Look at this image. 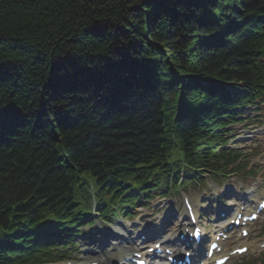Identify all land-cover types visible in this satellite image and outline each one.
Returning a JSON list of instances; mask_svg holds the SVG:
<instances>
[{
	"label": "trees",
	"instance_id": "16d2710c",
	"mask_svg": "<svg viewBox=\"0 0 264 264\" xmlns=\"http://www.w3.org/2000/svg\"><path fill=\"white\" fill-rule=\"evenodd\" d=\"M193 2L0 0V264L31 258L25 240L84 213L89 181L109 205L176 151L205 163L231 101L225 84L262 92L264 0ZM235 12L239 31L223 35ZM242 32L254 41L244 55ZM209 77L220 81L207 87ZM108 95L141 109L132 120L125 109L123 130L96 106Z\"/></svg>",
	"mask_w": 264,
	"mask_h": 264
},
{
	"label": "bare ground",
	"instance_id": "6f19581e",
	"mask_svg": "<svg viewBox=\"0 0 264 264\" xmlns=\"http://www.w3.org/2000/svg\"><path fill=\"white\" fill-rule=\"evenodd\" d=\"M202 8L203 7H200L197 9V13H201L202 12ZM252 16V17H256L257 19L259 18L258 15H256L255 13H248L247 16ZM237 13L235 12V14H228L227 15V22L228 24L231 26V29L228 28V25L225 26L221 33L223 35L225 34H232L234 35L236 32H238V25H237ZM243 33V32H242ZM241 40L244 42V45L242 46V50H243V55L247 53L248 50L251 49V47L253 46V35L251 33H243L242 35V38ZM236 44V43H235ZM234 44V47H236V45ZM119 50L118 47L116 46H113L112 47V52H117ZM152 58V61L151 59H148V62H153V57L151 56ZM114 57H113V53H110L107 60L109 61V63H114L113 61ZM146 62V60H145ZM144 67V71H150V69L147 70V67L148 65L146 63H143ZM152 72V70H151ZM148 76H150L149 78L151 77H155L154 75V72L153 74H147ZM220 80H213L212 78H208V80L206 81V86H214L216 85L217 83H219ZM225 87L228 89L229 93H230V98H231V102L235 103L236 105L238 106H241V107H244L246 106L249 102H248V98L244 95H235L233 93V90L230 88L229 85L225 84ZM116 92V91H114ZM104 95H106V92H104ZM216 96H218L217 94L214 96V98H216ZM104 100H105V103L103 102H100V103H97L96 106L97 107H102L106 104V109L109 108L110 110V115L112 116V118L110 117L109 119H111V126L114 130H123V127H120L119 128V125L118 123H121V122H124L125 125L127 126V124L129 123V117H128V113H126L125 109L128 108V110L131 111V118L130 120L134 119V115L135 114H138V110H141L140 107L138 105H132L131 107H126L123 105L122 101H123V97H120V96H116L115 95H108V98L105 96L104 97ZM127 100V99H126ZM125 100V101H126ZM156 102V101H155ZM154 103L153 106H154ZM125 107V108H124ZM153 109V107H152ZM66 110V108L64 109ZM238 114V113H237ZM137 116V115H136ZM119 133V132H118ZM264 195V193L262 194ZM187 214V213H186ZM190 226V223H186L185 220H181L179 225L176 227V229H171L169 230V227H164L163 230L164 231H168L169 230V233H171V235H169V238L170 239H162L160 238V233H157V234H154L153 236L151 237H157L160 239V243L162 245V249L164 250L165 248H169V249H172V248H175L177 247L176 243L177 241L180 243V247L182 248H185V250H188L189 252H191L192 255H194L195 257L197 256H200L201 254V250H200V246H188L189 245V242H188V235L186 237H184V240H180L179 237L181 235H185V230L187 228H189ZM99 229V228H98ZM191 233H193V228H191L190 230ZM126 234V233H125ZM151 233H149L148 235H151ZM117 248L114 249V251H112V253L109 255L111 260L108 261L106 258V262L104 261H99L98 264H111L112 262L118 260L119 262H123V263H126L127 264V261H126V256L129 254V251L132 250V252L130 254H132L133 252H137V253H141L140 250L141 249H138V247L136 246L134 240L132 239V237H129V236H126V235H123V237H117ZM172 242H170V241ZM175 252L177 253L178 250H175ZM145 255V260L148 259V257H150L149 253L148 252H145L143 253ZM180 253L178 254H175V256L179 255ZM106 256V255H105ZM114 257V259H112ZM166 258V256H165ZM83 261L82 262H79V263H76V264H88V262H92V261H97V260H93L92 259V256H86V257H83ZM92 259V260H91Z\"/></svg>",
	"mask_w": 264,
	"mask_h": 264
},
{
	"label": "rangeland",
	"instance_id": "374dc122",
	"mask_svg": "<svg viewBox=\"0 0 264 264\" xmlns=\"http://www.w3.org/2000/svg\"><path fill=\"white\" fill-rule=\"evenodd\" d=\"M206 1L208 0H195V2H193V4L197 5V4H200L202 5L203 3H206ZM215 1V0H214ZM225 7V6H223ZM216 17H218V15H216ZM218 20H219V17H218ZM256 116H261V117H257L258 119H256L255 117ZM262 115H259V114H256V115H253L252 116V119H250V123L251 122H260L262 123L261 121H263L262 119ZM255 120V121H254ZM234 131H237L239 132L240 131V127L238 126H235L234 127ZM233 142H231L229 145H231ZM254 150V148H252V151ZM249 151V150H248ZM249 162V161H247ZM249 168L245 169L244 171H247ZM239 177L238 179H243L245 181H249L251 182L252 180L251 179H247L246 178V174H238ZM233 182H235V179H233ZM208 184H211L210 182H208ZM237 185H239L240 183H236ZM234 190V186H231ZM195 191L197 190L198 191V197L197 198H201L202 197V194L204 197H206V199L209 197L212 196L211 193H203L204 191H208V187L206 185V183L204 182L203 184H199L197 186H195L193 188ZM171 197V196H169ZM169 197H156L155 200L153 202H151L150 204L148 202L146 203H141L135 210H133V218L132 219H120V218H117L116 220H113L111 222H107L106 225L107 226H115L122 230L123 232H126V230L128 228H131V229H138L140 230L141 227H144L145 224H151V223H154L156 222V219L158 217H161L163 218L167 212V209L166 207H168L169 205H171L173 201H171V199H169ZM225 197H229V194H226ZM147 204H149V207L146 206ZM155 209H159V212H157L155 214V216L150 219L151 217H148V215L152 214L153 211ZM264 225V222L262 223V221L258 222V224L256 225L255 227V230H254V233L255 235L257 236H260L262 234V226ZM97 226H100V227H103L104 225L101 224L99 221H96V223L94 224V227L92 228V230H95V227ZM130 230V229H129ZM85 233H89L91 232V230L89 231L88 229H85L84 231ZM92 238L90 240H88L87 242H83V241H79L80 243V247L78 249V251L82 254V255H85L87 253H90L92 254V256H97V252L98 249L94 246V245H91V241ZM253 257H256V255H254ZM244 258V257H243ZM243 258H238L234 261H232L230 264H244L243 263ZM257 264H259L257 261H256Z\"/></svg>",
	"mask_w": 264,
	"mask_h": 264
}]
</instances>
